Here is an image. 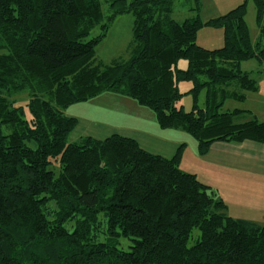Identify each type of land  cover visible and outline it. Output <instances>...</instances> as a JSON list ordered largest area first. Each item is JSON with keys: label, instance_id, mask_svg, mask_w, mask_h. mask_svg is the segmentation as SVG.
<instances>
[{"label": "trees", "instance_id": "trees-1", "mask_svg": "<svg viewBox=\"0 0 264 264\" xmlns=\"http://www.w3.org/2000/svg\"><path fill=\"white\" fill-rule=\"evenodd\" d=\"M174 1L0 0V264H264V224L231 217L211 187L180 168L182 147L164 158L118 134L68 142L78 120L66 109L105 92L150 108L161 128L186 131L200 155L217 141L264 142V122L222 111L225 99L258 89L241 64L264 59V0H250L255 44L247 1L183 23L172 18ZM125 13L134 16L131 58L104 65L96 48ZM205 26L224 30L222 48L197 44ZM183 81L193 83L190 112L177 107ZM21 92L29 117L14 99ZM194 230L201 235L188 246Z\"/></svg>", "mask_w": 264, "mask_h": 264}, {"label": "rangeland", "instance_id": "rangeland-1", "mask_svg": "<svg viewBox=\"0 0 264 264\" xmlns=\"http://www.w3.org/2000/svg\"><path fill=\"white\" fill-rule=\"evenodd\" d=\"M245 1H247L246 22L250 29L252 42L255 44L259 40V30L256 22V8L250 0H200V10L198 12L193 9L195 7L194 0H175L172 8V18L178 23H183L187 19L199 16L200 19L205 22L228 13ZM133 27L134 16L131 13L119 15L113 22L107 36L96 48L97 61L102 62L104 65H109L116 61H126L130 59L133 48ZM97 32L96 30L92 36H96ZM196 42L201 47L210 50L222 48L224 46V30L222 28L205 26L198 31ZM186 65L187 62L184 59L180 60L178 63L180 67H186ZM241 69L244 72H249L250 75L256 78L260 74L259 72L264 71V59H250L245 61L241 64ZM178 87L179 92L183 95L178 101L177 107H182L185 112H190L195 102L193 94L189 92L193 87V83L190 81H183L179 83ZM255 92L256 91L249 93L246 100L240 103H237L231 98L225 99L222 111L225 112L226 110L235 109L236 105L251 106L253 109L258 108L262 110L264 106V87L258 90L257 94H255ZM123 96L135 100L132 97ZM14 99L17 106H25L26 113L29 117V109L26 106L29 100L27 92L17 93L14 95ZM92 100L73 104L68 107L69 109L67 112L80 114L85 119L97 123L107 122L112 124L113 127H116L114 128V133L105 131L100 133L101 135H97L101 139L115 133L122 134V130H138L139 127L144 131H154L157 133L162 131L155 112L138 102H135L134 107L126 100L114 96H106V98L100 97L97 100ZM205 100L206 90H202L198 97V105L201 107L204 106ZM74 131L68 138L69 143H73L79 138L76 137L77 134H75L76 132L74 133ZM105 133L108 135H104ZM185 135L189 139H195L189 133ZM49 169L55 173V176H58L60 173L59 161L52 160ZM234 214H232V217L236 219V211ZM68 226L70 227L71 225L69 224ZM200 235L201 233L199 230H194L188 242V246L194 245ZM130 245L131 242L128 239H120L118 247L129 250Z\"/></svg>", "mask_w": 264, "mask_h": 264}, {"label": "crops", "instance_id": "crops-1", "mask_svg": "<svg viewBox=\"0 0 264 264\" xmlns=\"http://www.w3.org/2000/svg\"><path fill=\"white\" fill-rule=\"evenodd\" d=\"M259 73L256 77L258 89L255 90V94L264 87V71ZM251 92L253 91L247 92L246 98ZM106 96L121 98L134 107L135 102H137L113 92H105L93 100L100 97L106 98ZM246 98L232 100L240 103ZM68 109H66V114L78 119V126L74 131L77 134L76 137H79L76 141L86 136L101 140L97 136L101 135L100 133L105 131L114 133L116 127H113L112 124L87 120L80 114L67 112ZM236 109L245 111L235 117L236 122H244L253 118L264 122V106L261 110L253 109L251 106L236 105L235 109L226 111ZM115 134L132 138L137 141L142 149L164 158L174 157L179 148L182 147L180 168L185 172L195 174L202 183L211 187L226 203L228 214L231 217L236 211V219L264 224V142L252 140L243 142L217 141L211 145L205 155H200L197 141L186 137V131L178 128H162V131L157 133L144 131L139 127L138 130L127 129L122 130V134ZM104 135L108 134L105 133Z\"/></svg>", "mask_w": 264, "mask_h": 264}]
</instances>
